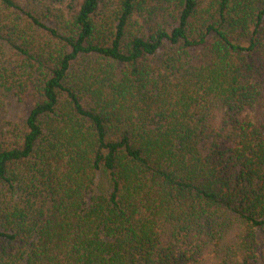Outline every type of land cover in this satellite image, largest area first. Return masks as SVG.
Segmentation results:
<instances>
[{"label":"trees","instance_id":"obj_1","mask_svg":"<svg viewBox=\"0 0 264 264\" xmlns=\"http://www.w3.org/2000/svg\"><path fill=\"white\" fill-rule=\"evenodd\" d=\"M12 107L0 264H264V0H0Z\"/></svg>","mask_w":264,"mask_h":264},{"label":"rangeland","instance_id":"obj_2","mask_svg":"<svg viewBox=\"0 0 264 264\" xmlns=\"http://www.w3.org/2000/svg\"><path fill=\"white\" fill-rule=\"evenodd\" d=\"M19 116H20V112H18L17 107H12L10 109L4 108L2 111H0V132L8 120L10 119L16 120Z\"/></svg>","mask_w":264,"mask_h":264}]
</instances>
